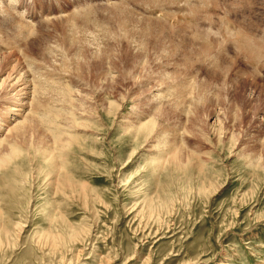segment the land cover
I'll use <instances>...</instances> for the list:
<instances>
[{
  "label": "rangeland",
  "instance_id": "obj_1",
  "mask_svg": "<svg viewBox=\"0 0 264 264\" xmlns=\"http://www.w3.org/2000/svg\"><path fill=\"white\" fill-rule=\"evenodd\" d=\"M241 32L264 0H0V264H264Z\"/></svg>",
  "mask_w": 264,
  "mask_h": 264
},
{
  "label": "bare ground",
  "instance_id": "obj_2",
  "mask_svg": "<svg viewBox=\"0 0 264 264\" xmlns=\"http://www.w3.org/2000/svg\"><path fill=\"white\" fill-rule=\"evenodd\" d=\"M196 8L197 7H195L194 6V8L192 9V10H190V13H192V12H194L195 10H196ZM192 11V12H191ZM197 11V10H196ZM195 13V12H194ZM193 18H194V16H193ZM149 21V20H148ZM151 23V22H150ZM159 24V23H158ZM225 30V29H224ZM226 31V30H225ZM224 31V32H225ZM228 31V30H227ZM230 31V30H229ZM223 32V31H222ZM225 33H227V32H225ZM229 33L230 32H228V35H227V37L229 36ZM238 33H239V31H238ZM221 34V33H220ZM224 34V33H223ZM231 34H233V33H231ZM262 34V33H261ZM215 35V34H214ZM232 36V35H231ZM240 36V37H239ZM239 36H238V34H237V36H236V38H235V40H234V43L236 42V40L237 39H239L240 38V40H245V41H242V44H241V42H240V44L239 45H236V46H238L239 47V49L241 50L242 49V51L243 52H245L248 56H249V60L252 62L253 60H256V59H258V56L260 55H262V51L264 50V47L262 46V45H264V44H260V42L261 41H259L257 38V41H259L258 43H257V41H255L254 40V37L253 38H251V37H249V38H251V39H253L254 41H255V43H253L252 41V43L251 42H248L249 40L247 39V36H246V34H243L242 32H241V34H239ZM217 37V36H216ZM224 36L222 35V38H223ZM233 37V36H232ZM237 37H239V38H237ZM225 38V37H224ZM229 38H230V36H229ZM234 38V37H233ZM261 38H264L263 36L261 37ZM226 39H228V38H226ZM225 39V42L227 41ZM231 39V38H230ZM233 40V39H232ZM232 40L230 41V44H231V42H232ZM262 40V39H261ZM228 41V42H229ZM263 42H264V40H262ZM10 42H11V40H10ZM221 42H222V40H221ZM227 42V43H228ZM239 42V41H238ZM237 42V43H238ZM5 43V42H4ZM9 43V42H8ZM211 43V42H210ZM251 43V44H250ZM7 44V43H6ZM206 44H207V42H206ZM236 44V43H235ZM234 44V45H235ZM209 45V44H208ZM210 46H212V45H210ZM215 46V45H214ZM10 47V46H9ZM235 47V46H234ZM206 48H207V45H206ZM218 48V47H217ZM48 49V48H47ZM221 49V48H220ZM235 49V48H234ZM238 49V48H237ZM238 49V50H239ZM9 50V49H8ZM27 50V49H26ZM224 50V49H223ZM28 51V50H27ZM10 52V51H9ZM13 52V51H12ZM237 52V51H236ZM241 52V51H240ZM240 52L238 51V53L240 54ZM10 54V53H9ZM8 55V54H7ZM12 55V54H11ZM16 55V54H15ZM258 55V56H257ZM247 56V57H248ZM28 59V58H27ZM247 59V58H246ZM245 59V60H246ZM220 60V59H219ZM248 60V61H249ZM247 63H249V62H247ZM253 65H254V62L252 63ZM251 66V65H250ZM1 67V66H0ZM48 70H49V68H48ZM15 71V70H14ZM35 71V70H34ZM35 75V74H34ZM38 78V77H37ZM61 79V78H60ZM47 80V79H46ZM2 81V80H1ZM21 81V79H20V76L19 75H17L16 77H14L13 79L11 78V80H10V82L8 83L9 85H7V86H9V87H11V86H13V85H16L15 87L16 88H19L20 86H23V88L25 87V83H24V81H23V83L21 82V84L19 83ZM57 82V81H56ZM39 83V82H38ZM41 84V83H40ZM62 84V83H61ZM3 85V84H2ZM48 87V86H47ZM60 87V86H59ZM23 88H19V89H17L16 91H15V93H16V95H15V97L17 98V99H14V100H16V102L15 103H17L18 105H14V106H16V107H26L27 108V105L25 104V103H23L22 101L23 100H21V98L22 97H28L27 96V94L28 93H26V92H24L23 93ZM33 88H35L34 86H33ZM33 88H32V92H35V89L33 90ZM3 89V88H2ZM41 89V88H40ZM22 91V92H21ZM15 93H13V95L15 94ZM34 94V93H33ZM12 97V96H11ZM35 97V96H34ZM3 98V97H2ZM1 98V99H2ZM33 98V97H32ZM14 102V101H13ZM33 102V101H32ZM34 103V102H33ZM29 104V103H28ZM36 106H37V104H36ZM29 107V106H28ZM37 109V108H36ZM5 112H7V113H11V112H20L21 110L20 109H18V108H10L9 106H7L6 108H4L3 109ZM32 110H34V109H32L31 108V111ZM4 112V113H5ZM33 112V111H32ZM36 112L38 113V109L36 110ZM45 113H48V112H43V114L42 115H40V112L38 113L39 114V120H41L40 122H43V123H48V125L49 124H54L53 123V121L54 120H52L51 118H49V117H47L49 114H45ZM29 115V114H28ZM47 115V116H46ZM15 116L16 117H18L19 116V113H16L15 114ZM20 116H21V114H20ZM26 117V116H25ZM27 118V117H26ZM15 121V119L12 121V122H14ZM38 121V120H37ZM6 123V122H5ZM6 124H8V123H6ZM23 124V123H22ZM21 123H20V125H22ZM19 124H18V126H20ZM39 125V124H38ZM31 129V128H30ZM11 153V152H10ZM2 159V158H1Z\"/></svg>",
  "mask_w": 264,
  "mask_h": 264
}]
</instances>
